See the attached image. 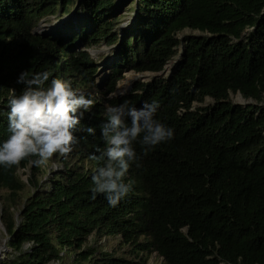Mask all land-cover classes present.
<instances>
[{
  "label": "trees",
  "instance_id": "obj_1",
  "mask_svg": "<svg viewBox=\"0 0 264 264\" xmlns=\"http://www.w3.org/2000/svg\"><path fill=\"white\" fill-rule=\"evenodd\" d=\"M128 7L135 18L118 28ZM72 9L82 15L75 24L36 31ZM185 29L200 33L179 38ZM102 41L119 47L100 88L86 48ZM180 46L168 76L115 94L124 72H162ZM21 70H47L91 96L80 127L95 135L74 133L72 150L54 154L47 169L35 157L0 167L1 220L14 251L2 264H151L154 253L153 264H264V0H0V109L21 90ZM237 93L247 103H236ZM124 100L158 101L155 117L174 135L130 166L132 190L111 206L92 197L102 162L90 156L104 146L105 105ZM6 127L0 115V139ZM116 235L118 249L95 244Z\"/></svg>",
  "mask_w": 264,
  "mask_h": 264
},
{
  "label": "clouds",
  "instance_id": "obj_2",
  "mask_svg": "<svg viewBox=\"0 0 264 264\" xmlns=\"http://www.w3.org/2000/svg\"><path fill=\"white\" fill-rule=\"evenodd\" d=\"M49 76L47 70L19 72L16 82L21 90L7 96L6 111L0 109V115L7 117V135L0 139V167L9 168L26 157H35L32 163L39 166L54 154L69 153L77 142V131L95 135L94 127L81 128L80 122L96 101L73 89L69 81L49 80ZM158 107L156 100L145 101L139 108L127 100L105 105V121L100 127L104 146H96L90 156L102 162L91 175L93 198L103 194L115 206L132 190V182L124 179L130 166L140 168L142 155L173 138V129L155 117Z\"/></svg>",
  "mask_w": 264,
  "mask_h": 264
},
{
  "label": "rangeland",
  "instance_id": "obj_3",
  "mask_svg": "<svg viewBox=\"0 0 264 264\" xmlns=\"http://www.w3.org/2000/svg\"><path fill=\"white\" fill-rule=\"evenodd\" d=\"M130 7H128V11L124 12V9H122L123 16L120 19L118 23V28L120 27H126L129 24L132 23L133 19L135 18V10L132 9L129 10ZM82 18V15L80 13L77 14V11L75 9H72L69 13L59 16L58 18L56 16H47L44 19H42L39 23L38 28L36 29L37 32L39 33H46V34H53L55 31L56 33L59 32L60 30H64L67 26L70 24H75L77 21H79ZM117 28V29H118ZM200 32L196 30H191V29H185L182 32L178 34L179 38H183L184 36L187 35H198ZM119 42L108 45L105 42H100V44H97L95 46H90L87 47L86 50L92 55L94 58L95 62L99 64V71H98V76H97V84L100 88L103 87V80L104 78L110 74V71L107 70L111 62L114 60V57L116 55L117 49L119 47ZM182 51V46L179 47V52L178 54L169 62L168 65H166L165 69L162 72L159 73H152V72H136L134 70H129L123 73V78H121L116 85V90L115 94L120 95L121 92L124 94L130 91L133 87L134 84L139 83V82H148L154 78H159L163 76H168L173 69L176 61L181 55ZM232 99L238 103L239 98H238V93L237 94H231ZM245 101V100H244ZM211 100L207 99L206 103H210ZM247 103V101H245ZM50 160H47L44 163L45 169L49 168L48 162ZM52 164V163H51ZM58 166V163H53L51 165L52 168H56ZM19 175L22 180L28 181V172H26L24 169L19 170ZM5 191H0V264L4 262L7 258H10L12 253L14 251L8 247L7 241H8V235L6 232V229L4 227V224L2 223L1 217H2V212H3V200L1 199V194H4ZM6 194V193H5ZM17 214V212H16ZM119 236H110L108 238H103L102 240H98L95 242V239H92V242L103 250H113V249H118V242H119ZM29 244V243H27ZM26 246H29L27 245ZM127 247H124L126 249ZM123 249H121L122 251ZM154 254L150 258V263H154ZM50 264H58L57 262H53Z\"/></svg>",
  "mask_w": 264,
  "mask_h": 264
},
{
  "label": "water",
  "instance_id": "obj_4",
  "mask_svg": "<svg viewBox=\"0 0 264 264\" xmlns=\"http://www.w3.org/2000/svg\"><path fill=\"white\" fill-rule=\"evenodd\" d=\"M239 102L238 103H245L244 98L242 97L241 93H238Z\"/></svg>",
  "mask_w": 264,
  "mask_h": 264
},
{
  "label": "built area",
  "instance_id": "obj_5",
  "mask_svg": "<svg viewBox=\"0 0 264 264\" xmlns=\"http://www.w3.org/2000/svg\"><path fill=\"white\" fill-rule=\"evenodd\" d=\"M27 245H29V244H27Z\"/></svg>",
  "mask_w": 264,
  "mask_h": 264
}]
</instances>
